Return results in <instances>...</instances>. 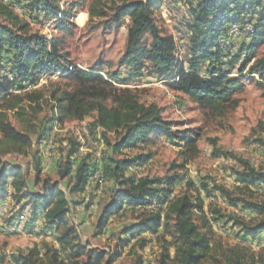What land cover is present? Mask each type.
I'll list each match as a JSON object with an SVG mask.
<instances>
[{
  "label": "trees",
  "instance_id": "1",
  "mask_svg": "<svg viewBox=\"0 0 264 264\" xmlns=\"http://www.w3.org/2000/svg\"><path fill=\"white\" fill-rule=\"evenodd\" d=\"M62 1L30 0L26 7L38 17L56 18L60 26L67 27L66 24L75 16V4L63 9ZM161 2L91 1L88 9L90 20L100 19L106 25L121 27L125 19L130 18L126 48L118 61L120 67L130 68L131 76L147 69L158 77H168L173 80L171 86L174 90L203 107H213L225 101L239 86L240 81L231 74L238 61L243 60L240 72L249 65V73L259 77L264 92V56L252 61L255 50L264 44V0L189 1L193 22L186 30V34L191 35L187 70L178 65L175 37L165 34L155 16ZM247 21L254 24L248 40L234 37L229 45L220 43V38L228 34L232 24ZM147 37L151 39L150 44L145 42ZM234 43L241 44L239 51L230 50ZM206 62L207 67L202 71ZM43 76H59L77 83L78 87L71 89L60 82L37 86ZM113 81L124 83L118 72L106 77L94 66L88 69L78 67L63 52L59 39H49L31 31L29 24L21 20L11 5L0 0V152L24 154L35 143L40 145L48 140L57 123L63 125L68 118L81 121L94 115L90 128L100 129L110 153L104 155L100 162H96L91 153L79 157L81 141L72 136L59 162V174L62 179L71 178L70 194L83 193L90 177L99 168L113 181L111 198L103 206L98 219L99 234L104 232L114 216L123 211L143 210L145 214L137 222L126 225L122 230L125 238L120 240L121 248L145 233H156L159 237L163 231L173 239L176 264H204L208 258L220 262L214 254L217 248L212 246L215 229L221 222L232 223L239 228L237 237L241 243H250L251 239L263 240V243L257 253H250L242 246H233L220 252L224 260L231 264H264V197L255 198L264 195V171L232 152L216 150L218 157L233 159L238 164L233 168V191L209 180L197 182L190 178L185 190L175 194L176 186L184 181L182 173L161 177L130 174L132 167L144 166L152 155L140 153L130 156L124 150L145 146L152 137L163 135L182 146L187 162L197 157L200 149L191 130H182L177 122L165 119L156 104L142 102L135 90L126 87L111 92L109 87ZM110 96L113 103L108 106L104 100ZM261 141L264 146V141ZM10 180L11 193L8 188ZM68 192L59 181L49 180H43L42 188L34 191L28 185L20 164L0 160V206L9 197L18 205L24 203L20 209L31 206L32 221L42 216L45 228L59 233L58 241L63 248L71 245L77 248L73 259L86 255L85 260L75 264H102L103 252L73 244L76 228L66 222L72 203ZM219 196L231 207L250 213L254 219L247 223L206 204V198ZM154 202L160 206L153 211L147 210L146 207ZM17 217L14 216L13 221ZM13 221L8 222L11 224ZM32 221L27 225L29 228ZM37 255H41L39 250L16 256V264H36L34 256ZM120 256L121 250L111 254L107 264Z\"/></svg>",
  "mask_w": 264,
  "mask_h": 264
},
{
  "label": "rangeland",
  "instance_id": "2",
  "mask_svg": "<svg viewBox=\"0 0 264 264\" xmlns=\"http://www.w3.org/2000/svg\"><path fill=\"white\" fill-rule=\"evenodd\" d=\"M29 1L3 0L11 5L12 10L23 22L29 24L31 31L39 32L49 39H59L63 52L78 67L88 69L94 66L106 77L118 72L122 82L129 78L124 83L113 81L112 86L109 87L111 92L129 87L139 94L142 102L156 104L165 119L175 121L178 123V128L191 130L195 134L200 153L188 162L183 154L184 148L163 135L157 138L152 137V141L145 146L140 145L138 148L124 150L125 154L130 156L140 153L152 155L144 166L132 167L130 174L161 177L182 173L185 175L184 181L176 186L175 194L185 190L186 182L190 178L197 182L209 180L211 183L228 186L233 191L235 189L233 168L238 167V164L233 159L218 157L216 150L232 152L264 171V146L261 141H264V92L259 83V77L249 73V65L240 72L243 60L238 61L231 74L232 77L238 78L239 86L231 91L225 101L213 107H203L184 93L174 90L171 86L173 80L168 77H158L148 70L131 76L130 68L118 65L126 48L130 18H126L121 27L114 24L106 25L101 23L100 19L90 20L88 9L92 0H63L61 2L63 9H68L75 4V16L70 19V23L66 24L67 27H62L56 18L49 19L44 15L38 17L34 12L27 11L26 6ZM189 1L192 0H162L155 12L165 34L175 37L177 62L186 70L190 65L189 48L191 46V35L186 34V30L193 22H189L187 18V15L192 14L189 10ZM253 26L254 24L248 21L244 24H232L228 34L222 36L226 41L220 43L229 45L230 39L237 36L238 32L242 33V36L238 37L241 41L248 40L247 37L254 30ZM232 32L235 34H231ZM150 41V37L145 40L146 44H150ZM240 43H234L230 50L239 51ZM262 56H264V44L255 50L252 61ZM207 64V62L203 63L202 71L206 69ZM52 82H60L71 89L78 87L77 83L59 76H43L37 86L50 85ZM30 88L34 87L30 86ZM104 102L110 106L113 103L112 96ZM93 120L94 115L87 116L81 121L68 118L63 125L60 123L55 125L49 139L44 143L40 145L35 143L24 154L0 152V160L20 164L28 185L34 191L42 188L43 180H49L59 181L60 186L68 192L71 178H61L59 162L69 147L70 137H78L81 141L79 157L91 153L97 159L96 162L98 160L100 162L104 155L107 156L110 153L100 129L90 128ZM112 138H114L113 135ZM97 153L101 155L98 156ZM182 165H185L184 168L181 167ZM101 169H97L92 176ZM102 174L104 175L101 186L90 177L83 193L68 192L72 203L66 222L68 226L76 228L73 244H81L103 252L102 264H107L109 256L120 250L121 256L110 264H176V248L168 232L160 230L159 237H156V233H145L142 237L133 238L124 248H121L120 240L125 238L122 230L126 225L137 222L145 214L143 210L123 211L114 216L104 232L99 234L98 219L103 206L111 198L114 188L113 181L106 177L103 170ZM8 188L12 192L11 180ZM262 197L264 195H257L255 198ZM23 204L18 205L9 197L0 206V264H16V256L33 254L37 250L41 252V255L34 256L36 264H75L86 259V255L73 259L77 248L72 245L70 248H63L64 246L58 241L59 233L45 228L42 216H38L33 222L31 206L20 209ZM206 204H211L212 208L220 209L227 216L238 217L247 223L254 219L250 213L231 207L222 196L208 197ZM158 206L160 204L154 202L146 209L153 211ZM14 216L18 217L13 221ZM9 220L13 222L9 224ZM29 221H32L30 228L27 226ZM238 232L239 228H235L232 223L221 222L216 226L212 246L217 248L214 254H217L216 258L220 262L208 258L204 264H231L224 260L220 252L227 251L233 246H242L250 253H257L263 240L251 239L250 243H241L237 237Z\"/></svg>",
  "mask_w": 264,
  "mask_h": 264
},
{
  "label": "built area",
  "instance_id": "3",
  "mask_svg": "<svg viewBox=\"0 0 264 264\" xmlns=\"http://www.w3.org/2000/svg\"><path fill=\"white\" fill-rule=\"evenodd\" d=\"M240 36H242V33L238 32L237 36H233V38ZM145 71H147V69ZM101 174H102V169L100 171H97V174H95V177H93V181H96V184H98L99 186H101ZM9 193H11V190H9Z\"/></svg>",
  "mask_w": 264,
  "mask_h": 264
},
{
  "label": "bare ground",
  "instance_id": "4",
  "mask_svg": "<svg viewBox=\"0 0 264 264\" xmlns=\"http://www.w3.org/2000/svg\"><path fill=\"white\" fill-rule=\"evenodd\" d=\"M166 5V4H165ZM180 18V17H179ZM187 18H189V22H192L193 21V16L192 15H187ZM236 25V24H235ZM248 26V25H247ZM251 27V26H250ZM254 27V26H253ZM236 28V27H235ZM254 29V28H253ZM253 29H251V30H253ZM236 30V29H235ZM233 31V30H232ZM247 31V30H246ZM235 34V32H232L231 34ZM230 34V35H231ZM225 39H223V37H222V39H220V42H222V41H224ZM226 41V40H225ZM224 44V43H223ZM183 45V44H182ZM181 45V46H182ZM178 49V48H177ZM176 52V54H178V52L177 51H175ZM98 154V156H100L101 155V153H97ZM95 174H97V172L95 173ZM103 175L104 174H101V179L103 178ZM94 177H95V175H93ZM93 176L91 177V179H93ZM27 213V212H26ZM25 213V214H26ZM23 217V216H22ZM17 223V222H16ZM35 223H37V222H35ZM22 225V224H21ZM37 225H39V223L37 224ZM36 227H38V226H36ZM34 229V228H33ZM35 231V230H34ZM15 233V232H14Z\"/></svg>",
  "mask_w": 264,
  "mask_h": 264
}]
</instances>
